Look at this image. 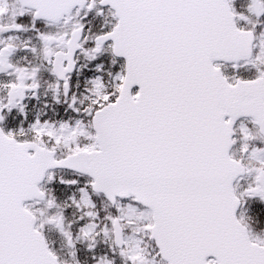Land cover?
Masks as SVG:
<instances>
[{
  "label": "snow or ice",
  "instance_id": "snow-or-ice-1",
  "mask_svg": "<svg viewBox=\"0 0 264 264\" xmlns=\"http://www.w3.org/2000/svg\"><path fill=\"white\" fill-rule=\"evenodd\" d=\"M0 264H264V0H0Z\"/></svg>",
  "mask_w": 264,
  "mask_h": 264
}]
</instances>
